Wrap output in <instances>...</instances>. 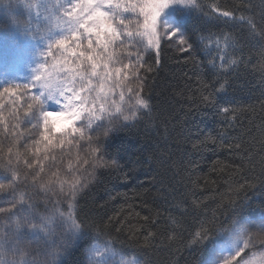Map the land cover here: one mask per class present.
I'll list each match as a JSON object with an SVG mask.
<instances>
[{
	"label": "snow or ice",
	"instance_id": "1",
	"mask_svg": "<svg viewBox=\"0 0 264 264\" xmlns=\"http://www.w3.org/2000/svg\"><path fill=\"white\" fill-rule=\"evenodd\" d=\"M0 7L13 27L42 44L33 54L30 76L0 79V176L4 178L0 201L7 205L0 207V264H46L38 258L41 250L59 264L61 255L91 227L78 217L77 198L98 170L117 167L115 159L105 157V142L114 132L133 125L141 113L151 111L142 72L153 68L145 55L154 53L159 65L162 44L171 43L188 53L194 65L203 63L186 34L187 19L195 14L239 25L250 40L264 45V0L259 19L254 12L244 14L254 8L250 0L231 7H221L215 0H0ZM18 9L26 19L17 15ZM242 40L231 31L199 36L211 56L207 63L223 73L243 62L235 55ZM200 86L220 93L226 91L228 81H200ZM202 99L214 102L211 93ZM242 111L220 109L229 121L238 119ZM25 122L30 127L25 128ZM234 147L241 149L240 144ZM259 186L264 188V179ZM256 187L241 184L242 200L238 196L229 201L228 227L213 215L211 226L201 222L192 233L189 246L203 251L224 233L231 244L222 264H264V217L256 221L237 215L248 199L246 190ZM176 207L181 214L187 212L179 203ZM192 207L199 205L193 201ZM142 219L144 224L136 232L145 234L140 240L131 233L130 254L116 248L112 238L101 245L100 236L107 234L96 229L89 264H149L145 250L159 238L151 230L157 221L149 216ZM169 219L179 226V220Z\"/></svg>",
	"mask_w": 264,
	"mask_h": 264
},
{
	"label": "trees",
	"instance_id": "2",
	"mask_svg": "<svg viewBox=\"0 0 264 264\" xmlns=\"http://www.w3.org/2000/svg\"><path fill=\"white\" fill-rule=\"evenodd\" d=\"M215 2L231 7L249 0ZM250 2L252 12L244 14L254 12L259 19L261 0ZM185 23L186 34L196 46L194 55L203 63L194 65L188 53H181L171 43L162 44L159 65L154 53L145 55L153 68L142 72L151 111L141 113L133 125L114 132L105 142V157L115 159L117 167L98 170L78 196V217L91 227L81 233L60 264H87L86 253L94 244L96 229L107 234L100 236L101 245L112 238L116 248L130 254L128 245L134 242L131 233L141 229L144 216L156 219L151 230L159 237L154 247L145 250L149 264H204L217 237L200 251L189 246L192 233L201 222L211 226L213 215L227 228L229 201L238 196L242 200L241 184L245 182L257 187L246 190L248 199L237 215L245 219L264 215V188L259 186L264 179V45L250 40L239 25L208 21L195 14ZM8 29V22L0 16V30ZM227 31L238 39L243 37L235 53L243 62L223 73L207 63L211 56L199 36L201 32ZM225 79L228 87L224 92L200 86V81L211 84ZM209 93L213 103L202 99ZM225 106L244 111L229 121L220 112ZM193 201L198 208L193 209ZM178 203L187 212L181 214ZM170 217L179 220V226H173ZM144 234L143 230L136 232L140 240ZM169 235L174 238L167 239Z\"/></svg>",
	"mask_w": 264,
	"mask_h": 264
},
{
	"label": "rangeland",
	"instance_id": "3",
	"mask_svg": "<svg viewBox=\"0 0 264 264\" xmlns=\"http://www.w3.org/2000/svg\"><path fill=\"white\" fill-rule=\"evenodd\" d=\"M17 15L21 19H26V13L22 9H18ZM0 16L8 22V30H0V79L4 78H23L31 75L30 66L33 62V54L42 47L39 40H32L28 34L22 31L20 28L13 27L9 22V19L2 7H0ZM51 110V109H50ZM24 127H30L25 122ZM66 163V162H65ZM4 178L0 176V181ZM7 206L3 201H0V207ZM264 217L261 215L256 220ZM79 238L73 243L66 252H64L59 258V264L64 260L70 250L76 245ZM231 244V237L227 234L221 233L217 236L216 242L212 247L210 254L204 264H222L223 258L229 256ZM257 249L259 245L256 246ZM91 249V248H90ZM86 253V263L89 264V252ZM251 255V251L246 250ZM244 255V253H241ZM45 257L43 251L38 252V258L43 260ZM237 260L240 257L236 258ZM235 264V262H233Z\"/></svg>",
	"mask_w": 264,
	"mask_h": 264
},
{
	"label": "clouds",
	"instance_id": "4",
	"mask_svg": "<svg viewBox=\"0 0 264 264\" xmlns=\"http://www.w3.org/2000/svg\"><path fill=\"white\" fill-rule=\"evenodd\" d=\"M43 260L46 262V264H57V261H55L54 258L48 256H45Z\"/></svg>",
	"mask_w": 264,
	"mask_h": 264
}]
</instances>
